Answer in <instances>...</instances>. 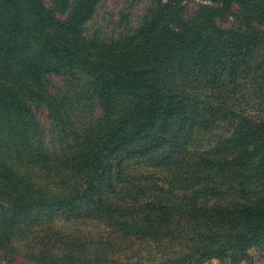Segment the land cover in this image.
<instances>
[{
  "label": "trees",
  "instance_id": "16d2710c",
  "mask_svg": "<svg viewBox=\"0 0 264 264\" xmlns=\"http://www.w3.org/2000/svg\"><path fill=\"white\" fill-rule=\"evenodd\" d=\"M100 1L64 0L67 15L60 20L43 0H0V110L15 118L19 154L54 174L83 178L66 195L51 193L50 201L30 203L20 198L15 205L26 210L46 204L55 213L105 220L127 233L147 220L168 235L177 218L194 224L203 240L195 248L199 257L248 260V249L264 244V55L251 63L264 48V31L253 24H264V0H207L218 7L202 6L205 29L179 15L184 0L158 1L157 11L133 34L110 43L84 34ZM233 5L240 11L238 24L217 29L214 18L229 14ZM63 65L78 67L91 80L100 117L83 131L45 88ZM176 78L189 93L177 91ZM198 91L219 97L201 99ZM29 102L47 108L64 153L45 148ZM220 123L228 135L215 149L187 154L196 129ZM157 152L158 167L190 169L188 199L178 205L146 202L134 211L110 199L126 192L116 187L133 180L124 164ZM0 174L14 173L0 163ZM226 196L241 201L200 204Z\"/></svg>",
  "mask_w": 264,
  "mask_h": 264
},
{
  "label": "rangeland",
  "instance_id": "374dc122",
  "mask_svg": "<svg viewBox=\"0 0 264 264\" xmlns=\"http://www.w3.org/2000/svg\"><path fill=\"white\" fill-rule=\"evenodd\" d=\"M47 8H53L61 20L67 15L64 0H43ZM167 0H101L93 17L83 26L84 34L98 43L120 41L133 34L141 24L158 9L159 2ZM72 0H66L70 4ZM217 4L207 0H184L182 15L189 24L201 29L202 16ZM240 11L233 5L229 14L217 15L215 27L228 30L238 24ZM259 30L263 26L253 23ZM35 46H31L34 51ZM264 55L259 48L251 63H257ZM145 62V60H144ZM143 62V63H144ZM64 72L48 77L45 88L55 101L65 107L76 128L86 130L100 117L97 102L92 96L91 80L78 67L63 65ZM177 91L189 93L176 78ZM199 98L219 97L216 92L198 91ZM31 117L37 122L45 148L53 155L65 152L66 147L55 121L44 105L29 102ZM15 118L11 113L0 110V163L14 174H0V264H231L230 258L199 257L196 245L203 240L195 235L193 223L171 221V234L152 226L147 220L131 232L117 230L113 223L101 219L71 216L69 211L53 212L48 205L41 208L27 206L26 210L15 205L20 198L27 203L38 199L51 200L50 194L66 195L83 181L73 173H57L44 170L26 161L19 154L15 136ZM228 135L226 124L220 123L206 130L196 129L190 137L188 153L194 156L215 149L221 138ZM160 153L145 158L127 161L125 172L133 177L128 187H116L124 191L110 199L130 211L138 210L146 202L163 200L165 203L180 204L188 199L191 181L189 168H160L157 166ZM20 177L23 179L21 181ZM142 177V178H141ZM23 184L21 187L19 184ZM143 190L137 194L138 190ZM167 199H166V198ZM241 201L237 198H210L200 202L203 206ZM128 218V217H127ZM127 218L125 222H127ZM123 221V220H121ZM182 230L185 232L182 234ZM182 234V235H180ZM180 235V236H178ZM249 259L240 264H264V244L248 249Z\"/></svg>",
  "mask_w": 264,
  "mask_h": 264
}]
</instances>
